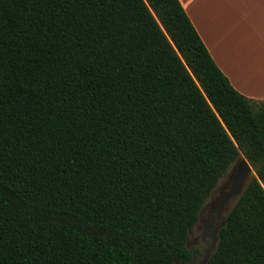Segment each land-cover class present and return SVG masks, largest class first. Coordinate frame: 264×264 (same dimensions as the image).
<instances>
[{
	"label": "trees",
	"instance_id": "trees-1",
	"mask_svg": "<svg viewBox=\"0 0 264 264\" xmlns=\"http://www.w3.org/2000/svg\"><path fill=\"white\" fill-rule=\"evenodd\" d=\"M241 155L206 264H264V100L180 0H0V264L187 262Z\"/></svg>",
	"mask_w": 264,
	"mask_h": 264
},
{
	"label": "crops",
	"instance_id": "crops-1",
	"mask_svg": "<svg viewBox=\"0 0 264 264\" xmlns=\"http://www.w3.org/2000/svg\"><path fill=\"white\" fill-rule=\"evenodd\" d=\"M217 65L244 95L264 100V63L251 61L247 40L264 44V0H180ZM254 47V46H252Z\"/></svg>",
	"mask_w": 264,
	"mask_h": 264
},
{
	"label": "rangeland",
	"instance_id": "rangeland-1",
	"mask_svg": "<svg viewBox=\"0 0 264 264\" xmlns=\"http://www.w3.org/2000/svg\"><path fill=\"white\" fill-rule=\"evenodd\" d=\"M250 45V46H248ZM247 48L245 49L246 54H252L250 56L251 61L246 63L248 66H254L256 61H263L264 63V44L260 42L257 38L255 40H247ZM254 46V47H252ZM258 66V63H256ZM256 100V99H255ZM261 101V100H257ZM242 156V155H241ZM234 164L228 169L227 173L220 179L217 187L211 193L207 201L205 202L201 212L200 219L196 225L190 230L188 238V247L193 252V257L187 262H178V264H206L208 257L214 252L217 247V243L206 252L208 246L207 241H210V224H212L213 216H216V219L219 224L218 230L224 225L223 221L226 219L227 214L232 209V205L235 201L231 200L226 204V209H220L221 214L215 210V206L219 205L222 198V191L225 190L226 182L229 178V174L232 171Z\"/></svg>",
	"mask_w": 264,
	"mask_h": 264
},
{
	"label": "water",
	"instance_id": "water-1",
	"mask_svg": "<svg viewBox=\"0 0 264 264\" xmlns=\"http://www.w3.org/2000/svg\"><path fill=\"white\" fill-rule=\"evenodd\" d=\"M254 177H257V173L255 172L254 168L252 167V165L250 164L248 159H246L243 155L240 156L237 159V161L234 163L232 171L230 172V177L228 178V179L231 178L232 183L233 182L235 184H239L240 183V185L242 186L241 187V193L235 199L232 196L231 192L228 194V198L229 199L231 198V200L235 201L233 203L232 207L236 204L237 200L245 192L246 187L248 186V184L250 183V181ZM199 219H200V214H199ZM225 224H226V219H225L224 225ZM218 236H219V230H218ZM208 259H209V257H208ZM208 259H207V261H208Z\"/></svg>",
	"mask_w": 264,
	"mask_h": 264
},
{
	"label": "flooded vegetation",
	"instance_id": "flooded-vegetation-1",
	"mask_svg": "<svg viewBox=\"0 0 264 264\" xmlns=\"http://www.w3.org/2000/svg\"><path fill=\"white\" fill-rule=\"evenodd\" d=\"M230 177V174H229ZM241 185L239 184H235L234 182L232 183L231 178L227 180L226 182V186H225V190L222 191V198L223 202L221 201V203L217 206H215V210L216 212L219 214H221L220 209L225 210L226 209V204H228L231 201V198H228V194L231 192L232 196L234 197V199L236 197H238V195L241 193ZM225 223V219L223 221V224ZM219 224L216 216H213L212 218V224H210V241H207V248H206V252L208 250H210L217 242H218V228H219Z\"/></svg>",
	"mask_w": 264,
	"mask_h": 264
}]
</instances>
